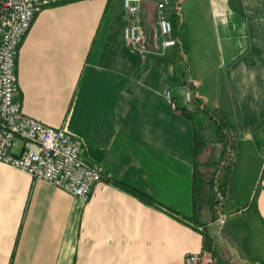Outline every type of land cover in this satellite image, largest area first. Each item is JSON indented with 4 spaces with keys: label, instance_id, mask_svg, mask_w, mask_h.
Returning <instances> with one entry per match:
<instances>
[{
    "label": "crops",
    "instance_id": "1",
    "mask_svg": "<svg viewBox=\"0 0 264 264\" xmlns=\"http://www.w3.org/2000/svg\"><path fill=\"white\" fill-rule=\"evenodd\" d=\"M157 1L141 3L147 36ZM176 5L181 35L164 54L127 46L123 0L37 12L17 58L23 111L79 137L103 179L82 201L0 162V264H183L206 246L211 264H264V0ZM204 103L231 116L245 151L259 148L223 187L208 176L212 142L195 152L177 108L199 116Z\"/></svg>",
    "mask_w": 264,
    "mask_h": 264
},
{
    "label": "built area",
    "instance_id": "2",
    "mask_svg": "<svg viewBox=\"0 0 264 264\" xmlns=\"http://www.w3.org/2000/svg\"><path fill=\"white\" fill-rule=\"evenodd\" d=\"M60 0H0V162L26 171L87 201L94 183L103 179L101 168L81 153V139L65 127L49 125L23 111L18 94L17 58L39 10ZM143 0H123V38L127 46L144 54H164L178 41L172 16L177 0H158L157 29L148 41L143 21ZM172 14V16H171ZM171 100V91L167 90ZM21 148L15 152L17 140ZM203 248L187 254L183 264H209Z\"/></svg>",
    "mask_w": 264,
    "mask_h": 264
},
{
    "label": "rangeland",
    "instance_id": "3",
    "mask_svg": "<svg viewBox=\"0 0 264 264\" xmlns=\"http://www.w3.org/2000/svg\"><path fill=\"white\" fill-rule=\"evenodd\" d=\"M193 31L196 32V29H192V32ZM150 38L153 39L154 36L153 35L147 36L148 41H150ZM194 103H195V108L200 109L202 102L196 100ZM203 106H204L203 108L204 110H202L203 115L200 114L199 116H197L192 112L193 117L191 119L195 123V134L196 137L199 139V141L202 142V140L206 139L207 141L210 140L212 142L211 154L213 157L212 161L214 160V162H212L210 168L211 173H209L210 175H208L210 183L212 187L214 185L217 187H223L224 182H227V180H229L233 176V173L237 166L238 159L246 160L248 156H253L255 159H257L259 157V148L258 147L253 148L254 151L253 154L245 151L244 144L242 143V141L240 142L238 141L239 137L235 129L234 130L230 129V131H228L227 138L224 140H220L218 138V135L216 134L217 128H216V124L214 123V117L219 116L220 113L218 110L217 111L211 110L210 106L207 105L208 106L207 107L205 103L203 104ZM210 113H213V115H210ZM225 116L227 120L230 123H232L231 116L229 114ZM235 138L237 140L234 142ZM231 142L232 144H230ZM260 150L263 151L260 153V160H261V158L264 159V147H261ZM250 171L251 170H248L247 168L243 169L244 174H250ZM212 261L213 260L211 254V261L209 262V264H211Z\"/></svg>",
    "mask_w": 264,
    "mask_h": 264
},
{
    "label": "trees",
    "instance_id": "4",
    "mask_svg": "<svg viewBox=\"0 0 264 264\" xmlns=\"http://www.w3.org/2000/svg\"><path fill=\"white\" fill-rule=\"evenodd\" d=\"M174 23V26H175V31H174V35L176 37H178L180 34H179V31H178V28H177V25L176 23L173 21ZM177 108L180 109V111L185 114V115H188L189 117H193V113L192 111L188 110L187 108L185 107H181V106H177ZM206 110V109H205ZM207 111V110H206ZM210 115H213V113H210ZM214 123L216 124V128H217V131H216V134L218 135V138L220 140H224L227 138L228 136V131H230V129L234 130V126H233V123H230L226 116L224 114H220L219 116H216L214 117ZM237 139L235 138L234 139V142L236 141ZM232 144V142L230 143ZM234 144V143H233ZM201 147V141H199V139L196 137V134H195V152L198 151V149ZM199 189V183L197 181V185L195 187V191H198ZM138 194L140 195V192H138ZM143 197V196H142ZM144 198V197H143ZM206 249L208 250H211V248L209 246H206L205 247Z\"/></svg>",
    "mask_w": 264,
    "mask_h": 264
},
{
    "label": "bare ground",
    "instance_id": "5",
    "mask_svg": "<svg viewBox=\"0 0 264 264\" xmlns=\"http://www.w3.org/2000/svg\"><path fill=\"white\" fill-rule=\"evenodd\" d=\"M19 86V85H18Z\"/></svg>",
    "mask_w": 264,
    "mask_h": 264
}]
</instances>
